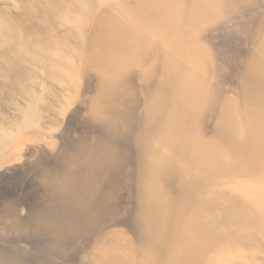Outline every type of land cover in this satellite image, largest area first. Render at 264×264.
Returning <instances> with one entry per match:
<instances>
[{
    "label": "rangeland",
    "instance_id": "obj_1",
    "mask_svg": "<svg viewBox=\"0 0 264 264\" xmlns=\"http://www.w3.org/2000/svg\"><path fill=\"white\" fill-rule=\"evenodd\" d=\"M0 21L8 42L33 30L80 49L48 50V61L70 67L60 71L65 92L37 73L41 104L25 130L35 135L19 160L0 166L8 264H176L192 254L200 264H264V224L221 222L233 197L264 213V0H0ZM6 51L0 45L1 58ZM59 96L68 109L48 108ZM12 109L0 94L9 131ZM95 139L96 154L110 145L117 162L93 189L81 166L88 153L77 151ZM157 160L159 168L170 160L174 179L149 174ZM63 200L76 202L74 213L64 214ZM54 210L61 238L34 217ZM145 219H155L149 245Z\"/></svg>",
    "mask_w": 264,
    "mask_h": 264
},
{
    "label": "bare ground",
    "instance_id": "obj_2",
    "mask_svg": "<svg viewBox=\"0 0 264 264\" xmlns=\"http://www.w3.org/2000/svg\"><path fill=\"white\" fill-rule=\"evenodd\" d=\"M220 1V0H219ZM79 4H81L80 2H78ZM207 5V4H206ZM208 7V6H206ZM205 8V6H204ZM205 10V9H204ZM209 11V10H208ZM207 11V12H208ZM139 15V13L137 14ZM161 21V20H160ZM80 29V28H79ZM10 31L11 28L10 26L6 23V21L2 22L0 21V45L3 46H7V51H6V55L1 58V63H0V79L2 80V87L0 89V94L2 95L3 98H5V101H10L11 102V107L13 106L12 109V116L13 119L16 121L14 123L13 126V131H9L11 126L9 125L10 122H5V121H0V166L4 167L7 164H10L13 160H17L18 159V151L20 147H24L26 145V142L29 140V138H33V135H29L25 132L26 127L28 125H30V120L29 118L33 116L34 114V109L37 108L40 104L41 101L39 99V96L37 94V90L38 88L43 87V85L39 82L38 78H37V73L41 74L42 78H46L47 80L51 81V82H55L57 85L59 84V92L64 94V79L62 81V77L60 74V71H62L64 68H67L66 70L70 69V67H66L60 59L58 60H52V61H48L49 57L46 56L48 54V50L50 49H54L56 50V52H60V48L62 49V53L61 55L63 56H75L77 55V53L80 51L79 47H74V48H70L68 45L64 44V46H62L60 43H54L52 39V37H50V34H48L47 36L43 37L42 40L37 39L35 36V33H33V30L28 31V38L27 39H22L19 36H14L15 38H11L10 41L8 42L7 40H4V31ZM131 38V37H130ZM43 41V42H42ZM83 39L80 38L78 43H82ZM159 51V50H158ZM10 58H9V56ZM57 55V54H56ZM87 56V55H86ZM62 59V58H61ZM68 62V61H67ZM151 80V79H150ZM58 83H57V82ZM106 88V87H105ZM112 88V87H111ZM122 90V89H121ZM128 93V92H127ZM60 97V96H59ZM100 97V96H99ZM61 98V97H60ZM72 99V98H71ZM103 100V99H102ZM60 101V102H59ZM70 101V100H69ZM73 101V99H72ZM69 104L63 100L62 98L61 100H55L53 102H51L49 104L48 108H59V110H67ZM108 106V105H107ZM92 107V106H91ZM67 108V109H66ZM62 110V111H63ZM95 110V109H94ZM150 111V110H149ZM147 114V113H146ZM127 115V114H126ZM35 116V115H34ZM37 118H41L40 114L36 115ZM148 118V117H147ZM49 124H51L52 128L54 127L53 124L51 123V120L48 121ZM37 124V122H36ZM115 125V124H114ZM121 125V124H120ZM119 125V126H120ZM31 127V126H30ZM47 127V126H46ZM45 127V128H46ZM38 128V127H37ZM120 128V127H119ZM28 129V128H27ZM33 129V128H32ZM115 130V129H114ZM117 130V129H116ZM115 130V131H116ZM195 135V134H194ZM193 135V136H194ZM161 136V135H160ZM159 136V137H160ZM196 137V135H195ZM20 138V139H19ZM38 139V138H37ZM35 141V140H34ZM32 143V142H31ZM102 143L100 142V139H95L91 142L88 143H84V144H80L77 153L79 154L80 152H87V157H85L84 162L82 163V167L83 170H85V182H90L92 183V188L95 189V184L97 183L98 179H100L101 176H103L104 174H107L108 171H111L117 162V154L115 152V149L109 145V151L108 154H96L98 153L99 148L102 147ZM104 147V146H103ZM156 147V146H155ZM108 148V147H107ZM160 148V147H159ZM158 148V149H159ZM102 149V148H101ZM162 149V148H161ZM108 150V149H106ZM163 151H165V149H163ZM100 152V151H99ZM104 152V151H102ZM167 152V151H166ZM156 152H154L155 154ZM159 152L156 153V155L159 157ZM165 153V152H164ZM76 154V152H75ZM152 154V153H151ZM169 154V153H168ZM171 155V154H170ZM84 156V155H83ZM152 156V155H151ZM163 156V155H162ZM79 157V156H78ZM157 157V159H158ZM149 158V157H148ZM154 158V157H151ZM196 158V156H195ZM156 159V158H155ZM19 160V159H18ZM79 160V159H78ZM151 160V159H150ZM160 160V159H159ZM151 162V161H149ZM155 162V163H154ZM154 166L151 163V166L148 168L149 174L152 177H155V175H158L159 173H161L165 179L170 180V178L174 179L173 177L176 176L175 171L172 169L173 167H169V163L170 160L168 162V165L166 166V168H159L160 166H156L155 164L158 165V160L154 161ZM157 162V163H156ZM218 162V161H217ZM150 165V164H149ZM163 166V165H162ZM77 168V167H76ZM75 168V169H76ZM112 168V169H111ZM79 171V170H78ZM58 173V172H57ZM46 174V173H45ZM49 174V173H48ZM179 174V173H178ZM57 176H59V174H56ZM147 175V173H146ZM45 176V175H44ZM74 176V175H73ZM62 177V176H61ZM46 178V177H45ZM44 178V179H45ZM143 178V177H142ZM148 178V176H147ZM179 178V177H177ZM47 179H49L47 177ZM150 179V178H149ZM52 180V179H50ZM58 180V178H57ZM56 180V181H57ZM73 180V179H72ZM49 182V180H47V183ZM51 183L53 181H50ZM49 182V184H51ZM64 182V181H63ZM74 182V181H73ZM87 183V184H88ZM48 184V185H49ZM86 184V185H87ZM52 185V184H51ZM85 185V186H86ZM90 185V184H88ZM60 186L61 185V181H60ZM73 186V185H72ZM76 186V185H75ZM55 187V186H54ZM68 187V186H67ZM148 187V186H147ZM146 187V188H147ZM50 188V187H49ZM56 188V187H55ZM62 188V187H61ZM70 188V187H68ZM82 188H84V186H82ZM88 188V187H87ZM91 188V189H92ZM58 189V187L56 188ZM92 189V191H93ZM147 189H150V187H148ZM146 189V193H148V195L146 196V203L150 205L154 202V195H151L150 191L147 192ZM49 190V189H48ZM73 190V189H71ZM70 190V194H72ZM75 190V189H74ZM85 192V189H82ZM152 190V189H151ZM91 191V192H92ZM67 192V191H66ZM75 192V191H74ZM154 192V191H153ZM57 193V191L55 192ZM53 193V194H55ZM215 193V192H214ZM49 194V193H48ZM82 194V193H80ZM85 194V193H84ZM90 194V193H89ZM50 195V194H49ZM48 195V196H49ZM228 197V196H227ZM66 198V197H65ZM80 198V196H79ZM231 198V197H230ZM47 199V198H46ZM75 200V199H74ZM74 200L71 201V203L69 204V202L65 203L67 206H65V210L66 212H64V209L61 210L60 206H57V209L64 212V214L68 215L70 213H74L75 210L77 209L75 204L76 202H73ZM78 200V198H77ZM76 201V200H75ZM80 201V199H79ZM49 202L52 203V207L56 206L58 204V201L56 198H50ZM145 202V200H144ZM219 202V201H218ZM217 203V202H216ZM69 204V205H68ZM79 204V203H78ZM216 205V204H215ZM218 205V203H217ZM216 205V206H217ZM214 206V205H213ZM151 208V207H150ZM222 223L223 224H231V226H233L234 224L237 223H244L241 225V227L243 225L245 226H249V225H253L255 223L260 222V224H264L263 223V219L264 217V213H262L263 215L257 214L256 212L253 211V209L249 206V204H243L240 203L237 199H234V197L232 199L229 200H225L222 202ZM57 211H52V212H40L38 211L34 217L36 219L39 220L40 224L45 227V229H47V231L52 230L55 234V236L57 238H61L62 233L65 234V231L63 230V226L59 225L58 223L54 222L57 218L55 216H61V214H58ZM151 210H154V206L151 208ZM209 211V210H208ZM211 211V210H210ZM81 212V211H80ZM141 213V212H140ZM220 213V212H219ZM56 214V215H55ZM87 215V213L85 214ZM47 216V217H46ZM148 217V216H147ZM209 218V217H208ZM221 218H219L221 220ZM148 220V219H147ZM196 220V219H195ZM218 220V219H217ZM84 221V219H83ZM82 221V222H83ZM146 221V219H145ZM200 221V220H199ZM148 222V221H146ZM145 222V224H146ZM189 222V221H188ZM210 222V221H209ZM208 222V223H209ZM220 222V221H219ZM220 222V223H221ZM195 223V222H194ZM211 223V222H210ZM209 223V225H210ZM217 223V222H216ZM188 224V223H187ZM212 224V223H211ZM215 224V221H214ZM155 225V219L149 221L146 224V228L144 230V232L142 231V237L145 238V242L149 245L151 243V241L153 240V236L152 235V229ZM200 225V224H199ZM201 226V225H200ZM214 226V225H212ZM230 226V227H231ZM240 226V225H239ZM202 227V226H201ZM200 227V228H201ZM229 227V228H230ZM235 227V226H233ZM246 227V228H247ZM144 228V227H143ZM199 228V227H198ZM211 228V227H209ZM239 228V227H238ZM251 228V227H250ZM212 231L213 230H217V229H213L211 228ZM249 229V227H248ZM71 230V229H70ZM207 230V229H206ZM210 230V229H208ZM225 229H222V232ZM247 230V229H245ZM251 230V229H249ZM248 230V231H249ZM264 230V229H263ZM193 231V230H192ZM196 231V230H194ZM193 231V232H194ZM204 231V230H203ZM202 231V232H203ZM219 231V230H218ZM248 231H245L248 232ZM253 231V230H251ZM259 231V229H258ZM214 232V231H213ZM221 233V235L224 237L226 234V232H229L228 230L225 231V235H223ZM232 233L234 232L233 230L231 231ZM263 232V231H262ZM215 233V232H214ZM231 233V234H232ZM187 234V233H186ZM193 234V233H192ZM191 234V235H192ZM247 234V233H246ZM249 234V233H248ZM190 235V236H191ZM198 235V234H197ZM205 235L206 232H205ZM217 235V233H216ZM256 235V234H254ZM254 235L253 232H251L249 234L248 237H250L251 241L256 240L254 239ZM227 238L229 237L228 235H226ZM238 236V235H237ZM186 237V236H185ZM210 237V236H209ZM242 237V236H241ZM244 237V236H243ZM218 238V237H217ZM226 238V239H227ZM245 238V237H244ZM247 238V237H246ZM180 239V238H179ZM193 239V238H192ZM206 239V238H204ZM225 239V240H226ZM239 239V238H238ZM236 239V240H238ZM253 239V240H252ZM258 239V237H257ZM59 240V239H58ZM186 241V239H184ZM203 240V239H202ZM201 240V241H202ZM210 240V239H209ZM231 240V239H230ZM234 240V237H233ZM248 240V239H247ZM182 241V240H181ZM208 241V239H207ZM240 241V240H239ZM193 242V241H192ZM191 242V243H192ZM230 242V241H229ZM247 242V241H246ZM255 242V241H253ZM260 242V241H259ZM194 243V242H193ZM197 243V242H196ZM208 243V242H206ZM226 243V242H225ZM248 243V242H247ZM257 243V241H256ZM255 243V244H256ZM261 243V242H260ZM258 244V243H257ZM205 246V245H204ZM246 246V245H245ZM252 246V245H251ZM259 246H261L259 244ZM258 246V247H259ZM264 246V245H263ZM247 247H249L247 245ZM257 247V246H256ZM147 248V246H146ZM187 248V247H186ZM204 248V247H203ZM252 248V247H250ZM261 248V247H260ZM149 249V248H148ZM182 249V248H181ZM189 249H191V244L189 245ZM196 249V248H194ZM200 249V248H199ZM206 249V248H204ZM253 249V248H252ZM258 249V248H256ZM175 250V249H174ZM186 250V249H185ZM184 250V253H185ZM197 250V249H196ZM176 251V250H175ZM183 251V250H182ZM181 251V252H182ZM188 251V249H187ZM200 251V250H199ZM202 251H204L202 249ZM259 251V250H258ZM173 252V251H172ZM171 252V253H172ZM180 252V253H181ZM177 253H179L177 251ZM176 253V257L177 256ZM183 253V252H182ZM195 253V251H194ZM197 253V251H196ZM187 254V253H186ZM199 254V253H197ZM170 255V254H169ZM188 255V254H187ZM186 255V256H187ZM194 256V254H192ZM192 255L191 258H185V256H181V258H177L179 259L177 262H175L176 264H198L199 261L198 258L197 259H192ZM203 255V254H202ZM168 256V255H166ZM199 256V255H198ZM201 256V255H200ZM203 257V256H201ZM201 259V258H200ZM175 260V259H174ZM8 255L3 252L2 254H0V264H8ZM203 261V260H202ZM168 262V261H167ZM173 263V262H172ZM200 264V263H199ZM263 264V263H262Z\"/></svg>",
    "mask_w": 264,
    "mask_h": 264
}]
</instances>
